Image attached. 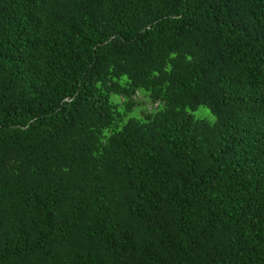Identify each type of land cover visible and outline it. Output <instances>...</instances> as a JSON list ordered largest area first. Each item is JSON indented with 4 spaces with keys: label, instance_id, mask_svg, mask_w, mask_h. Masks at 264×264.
<instances>
[{
    "label": "trees",
    "instance_id": "obj_1",
    "mask_svg": "<svg viewBox=\"0 0 264 264\" xmlns=\"http://www.w3.org/2000/svg\"><path fill=\"white\" fill-rule=\"evenodd\" d=\"M0 264H264V0H0Z\"/></svg>",
    "mask_w": 264,
    "mask_h": 264
},
{
    "label": "rangeland",
    "instance_id": "obj_2",
    "mask_svg": "<svg viewBox=\"0 0 264 264\" xmlns=\"http://www.w3.org/2000/svg\"><path fill=\"white\" fill-rule=\"evenodd\" d=\"M142 93H137L134 97V102L135 105L133 106L134 108L131 110V112L128 114V116H143V113L149 112L151 110H155L158 106L157 103H153L149 100V98L143 94L144 91H141ZM115 95L111 96V99H115ZM116 101L120 106L123 105L124 99L121 97H117ZM121 109V108H120ZM196 118H202L205 120L213 121L214 120V115L211 113V111L204 107V106H199L193 111H190Z\"/></svg>",
    "mask_w": 264,
    "mask_h": 264
}]
</instances>
